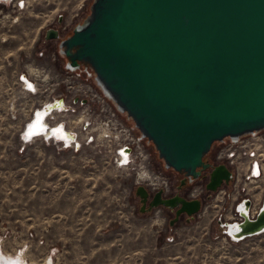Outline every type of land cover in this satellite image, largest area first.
I'll list each match as a JSON object with an SVG mask.
<instances>
[{
	"label": "water",
	"instance_id": "obj_1",
	"mask_svg": "<svg viewBox=\"0 0 264 264\" xmlns=\"http://www.w3.org/2000/svg\"><path fill=\"white\" fill-rule=\"evenodd\" d=\"M43 36L58 39L72 66L92 70L164 167L182 173L180 184L226 185L229 167L207 157L213 143L264 129V0H91L69 33L49 25ZM135 194L142 206L174 209L175 219L202 207L198 197L151 194L142 183ZM249 203L240 220L221 222L232 240L264 231V200L253 217Z\"/></svg>",
	"mask_w": 264,
	"mask_h": 264
},
{
	"label": "rangeland",
	"instance_id": "obj_2",
	"mask_svg": "<svg viewBox=\"0 0 264 264\" xmlns=\"http://www.w3.org/2000/svg\"><path fill=\"white\" fill-rule=\"evenodd\" d=\"M90 2L29 0L19 15L0 19V253L24 264H264V231L240 240L223 233L227 196L221 202L207 190L192 219L169 226L162 211L139 210L133 173L113 167L106 155L38 140L20 145L23 97L15 71L41 61L38 49L53 48L56 41L43 34L59 14L79 22ZM150 148V169L164 172Z\"/></svg>",
	"mask_w": 264,
	"mask_h": 264
},
{
	"label": "built area",
	"instance_id": "obj_3",
	"mask_svg": "<svg viewBox=\"0 0 264 264\" xmlns=\"http://www.w3.org/2000/svg\"><path fill=\"white\" fill-rule=\"evenodd\" d=\"M28 4L29 0H0V19L12 13L19 15ZM3 9L6 13H2ZM75 23L63 18L52 25L63 37ZM53 40L56 42L52 49L37 50L35 55L41 61H30L15 71V83L23 97L17 107L20 145L38 140L71 153L92 148L106 155L113 167L133 173L135 183L144 184L151 194L160 189L161 196L179 193L187 199L198 197L203 203L205 183L181 192L163 171L150 169L151 143L102 92L92 70L88 66H72L59 51L58 39ZM37 117L44 124L43 131L28 133ZM210 153L211 161L225 163L232 172L229 182L215 191V200L229 198L224 213L227 221L242 218L239 211L245 207L246 199L250 201L248 215L255 216L264 200V129L226 136L213 143ZM220 225L224 233L225 227Z\"/></svg>",
	"mask_w": 264,
	"mask_h": 264
},
{
	"label": "flooded vegetation",
	"instance_id": "obj_4",
	"mask_svg": "<svg viewBox=\"0 0 264 264\" xmlns=\"http://www.w3.org/2000/svg\"><path fill=\"white\" fill-rule=\"evenodd\" d=\"M57 19H58V17H57ZM163 169H164V172L167 174V176L170 178V180H173V178H175L178 181V184H180V180L183 177L182 173H179V172H176L174 170L167 169V168H163ZM191 184H192V182H190L188 179H185L184 182L181 183L179 187L177 185L176 186H177V188L181 192H185V191H187L189 189V187L191 186ZM135 196L137 198H139L138 195H135ZM139 201H140V199H139ZM139 210L142 211V212H144V213L149 212V211H152L153 213H156L153 208H149L148 207V204L147 203H145L142 206L141 201H140V205H139ZM159 211H162L165 215H167V219H168L169 226H174V225L178 224L182 219H185V217H186L185 214H179L178 217L175 219V216H176L175 210L174 209H171V208H168V207H164V206H162L161 207V210H159ZM192 218H190V219H192Z\"/></svg>",
	"mask_w": 264,
	"mask_h": 264
},
{
	"label": "bare ground",
	"instance_id": "obj_5",
	"mask_svg": "<svg viewBox=\"0 0 264 264\" xmlns=\"http://www.w3.org/2000/svg\"><path fill=\"white\" fill-rule=\"evenodd\" d=\"M39 119H41V116L39 117ZM38 122L39 121H38V117H37V121L36 122H33L32 123V126H30L28 128V133H33V132L39 133V132L43 131L44 124H42L41 122H39V124H37V126H36V123H38ZM58 132L61 133V134H63V131L62 130H60ZM0 264H24V263L21 260H19L18 257L6 256V255H2L0 253Z\"/></svg>",
	"mask_w": 264,
	"mask_h": 264
},
{
	"label": "snow or ice",
	"instance_id": "obj_6",
	"mask_svg": "<svg viewBox=\"0 0 264 264\" xmlns=\"http://www.w3.org/2000/svg\"><path fill=\"white\" fill-rule=\"evenodd\" d=\"M30 86V85H29ZM39 115V114H38Z\"/></svg>",
	"mask_w": 264,
	"mask_h": 264
}]
</instances>
